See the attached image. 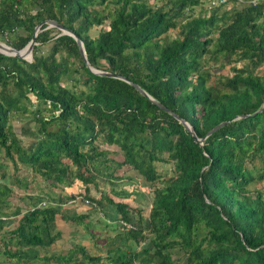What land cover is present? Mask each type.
Returning a JSON list of instances; mask_svg holds the SVG:
<instances>
[{"label": "trees", "instance_id": "obj_1", "mask_svg": "<svg viewBox=\"0 0 264 264\" xmlns=\"http://www.w3.org/2000/svg\"><path fill=\"white\" fill-rule=\"evenodd\" d=\"M201 1L0 0V42L19 51L52 20L81 41L88 65L137 85L203 138L195 142L130 84L92 74L70 36L42 25L30 61L0 53V169L9 161L14 174H0V217L14 187L29 191L19 166L41 179L25 197L34 204L16 208L0 236L4 263L177 264L178 254L183 264H264V186L256 187L264 183V0L226 10L228 0H209L207 16L188 15ZM211 62L231 75L205 69ZM13 115L34 123L28 149ZM123 167L149 184L146 217L118 200L130 195L114 188ZM98 180L108 194L96 197ZM74 181L79 190L64 192ZM76 198L94 211L110 206L105 256L79 245L39 256L61 239L58 222L89 229L86 214L67 211Z\"/></svg>", "mask_w": 264, "mask_h": 264}, {"label": "rangeland", "instance_id": "obj_2", "mask_svg": "<svg viewBox=\"0 0 264 264\" xmlns=\"http://www.w3.org/2000/svg\"><path fill=\"white\" fill-rule=\"evenodd\" d=\"M249 0H235L232 2V0H228L225 6L221 9H229V8H235V9H240L245 6V4ZM210 5L209 0H202L201 5H197L192 8L190 12H188V15L191 16H203V15H208V6ZM98 27H93L92 30L90 31V35H94L97 31ZM177 36V29L175 30H170L165 37L168 39H173L174 37ZM41 50H44V47L41 48ZM30 61L29 59H27ZM217 63L212 65V62L205 65V69L210 68L212 66L213 68L211 69L212 71L215 72L216 76L217 75H231L229 72L228 66H224L223 68L217 67ZM236 66L240 67L241 63H236ZM12 127L14 130L17 132V135L19 136V140L21 141L22 147L25 149H28L34 142L35 140V131H34V123L31 121L29 116H19V115H13L10 117ZM109 158H115L113 156V152H110ZM6 165V168L0 169V173H4L7 177L14 176L12 174V165L9 161H4L3 162ZM155 170L158 174L161 176H170L171 175V167L170 165H165V164H158L155 163ZM73 172V170H72ZM17 176L23 177L28 185H29V191L25 192L27 194L32 192V189H34L37 185L36 183H40L41 180L38 176H35L30 172V170L25 167V166H19ZM115 177L116 178H121L120 182H115L114 183V188L117 189H122L130 195L127 197H120L118 198L119 201L126 202L129 206L128 212L132 215H136L137 211L139 210L141 212L142 217H146L151 198H152V192L149 187V184L144 181L142 177H140L134 170H130L128 167H123L121 170L115 172ZM97 187L96 189V197L99 196V194L103 195L108 194L107 192L109 191V185L107 184H102L99 180L97 181ZM260 186H264V183L257 184L256 187L259 188ZM80 184L79 182L74 181L72 185L67 188H64V192H72L76 193L79 190ZM157 188L161 187L160 183L156 184ZM18 190V189H17ZM14 189L13 196L16 198L13 199H8L10 201L11 207H14V205H17L19 201L18 194L21 193V191H17ZM20 197V195H19ZM46 204V203H44ZM110 206L107 207L103 214V212L99 211H94L89 204H85L84 202H81L79 198H76L72 205L69 204L67 211L68 212H74L77 214H86L87 218L90 222V227L86 231L85 230V225L86 224H80V225H71V224H63L62 222L57 223L56 229L61 233L62 237L57 243H55L51 248L46 249L44 252L41 251L39 253V256L45 254L46 256H57L60 255L62 257L66 256L68 250L72 247V245H79L82 246L85 251L91 255V256H105V250H106V245L104 244L106 241L105 239L109 236H112L113 233L110 232L109 230V223H111L107 217V215H111V212L109 211ZM22 210H25L24 208ZM11 212V209L8 210V212L5 214L4 219H1V225H0V231L3 230V232H6L8 229H10V225H7L8 223H5L7 220L10 218L7 217L9 216ZM104 215V217H103ZM6 220V221H4ZM10 222V221H9ZM117 227V226H116ZM120 228V227H119ZM122 229V228H121ZM71 233H76V235H72ZM73 236V237H72ZM76 257L79 258V253L75 254ZM180 258V261H177V264H183L182 257L181 255L178 254H173L172 258L173 260H176V258ZM3 258V257H2ZM2 258H0V264H13L11 262H5L2 261ZM33 264H42L40 262H35ZM47 264H55L54 262H50Z\"/></svg>", "mask_w": 264, "mask_h": 264}, {"label": "water", "instance_id": "obj_3", "mask_svg": "<svg viewBox=\"0 0 264 264\" xmlns=\"http://www.w3.org/2000/svg\"><path fill=\"white\" fill-rule=\"evenodd\" d=\"M42 25H47V27H53L58 29L61 34H65L70 36L74 42L77 45L80 57L85 65L86 68H88V70L95 75L98 76H103V77H108V78H115V79H119L121 81H124L128 84H130L139 94H141L143 97L147 98L151 103L155 104L160 110L166 112L167 114H169L170 116H172L173 118H175L178 122H180L182 124V126L185 128V130L190 134V136L193 138V140L195 142H197L198 144L201 145L203 138L202 139H198L196 138V136L194 135L191 127L189 126V124H187L185 121L179 119L176 115H174L171 111H169L168 109H166L164 106H162L161 104L155 102L150 96H148L143 90H141L137 85L127 81L126 79L120 77L119 75H114L112 73L109 72H105V71H99L96 70L95 68L91 67L90 65H88L86 58H85V53L83 50V46L81 41L69 30H67L66 28H64L62 25L52 21V20H45L43 22H40L35 28H34V34L32 35L30 41L27 43V45L19 50L16 51L14 49H12L11 47L7 46L6 44L0 42V53L6 56H15L18 57L19 59H31V51H32V47L34 45V37L36 32L38 31V29L42 26ZM28 61V60H27ZM260 111V110H259ZM258 111V112H259ZM244 116H239L238 118H242ZM237 118V117H236ZM226 122H222L219 123L218 125L214 126L211 130H209L207 132V134L205 136H208L209 134H211L212 132L218 130L220 127H222L223 125H225Z\"/></svg>", "mask_w": 264, "mask_h": 264}, {"label": "crops", "instance_id": "obj_4", "mask_svg": "<svg viewBox=\"0 0 264 264\" xmlns=\"http://www.w3.org/2000/svg\"><path fill=\"white\" fill-rule=\"evenodd\" d=\"M16 132V131H15ZM17 133V132H16ZM19 137V136H18ZM1 174V173H0ZM12 178L14 177V176H11ZM7 180L8 181H10V179H9V177L7 178ZM41 180V179H40ZM14 189H16L17 190V188L16 187H14L13 188V192H16V191H14ZM18 191V190H17ZM65 191V190H64ZM26 192H28V191H26ZM34 194L36 195V193H34V189L32 190V192L31 193H29V194H27V193H25V192H23V191H21V193H19L18 194V200L19 201H17L18 202V204L17 205H14V207H11V202L10 201H8V205H7V207H6V209H4L3 211H4V214H2V216L0 217V218H3L4 219V216H5V214L8 212V210L9 209H11V212H10V215L8 216L7 215V217H9L10 219L9 220H4V221H6L5 223H8L7 225H10L11 227H12V225H13V218H15V217H17V216H12V212H14V210L16 209V208H20L21 209V212H24V210H22L23 208L26 210L27 208H28V206H30V204H34V201L32 200V201H30V199H26L25 197L26 196H34ZM19 195H20V197H19ZM13 196V195H12ZM13 198H16L15 196H13ZM13 198H11V199H13ZM41 198V200L39 199L38 201L36 200L35 201V203L37 204V206H38V204L39 203H41V202H44L43 200H44V197L43 196H41L40 197ZM10 200V199H9ZM13 205V204H12ZM68 206L69 205H67V208H68ZM103 211V210H102ZM104 212V211H103ZM6 217V216H5ZM17 219V218H16ZM10 221V222H9ZM10 227V228H11ZM5 233L3 232V230H1L0 231V236L2 237L3 235H4ZM0 237V238H1Z\"/></svg>", "mask_w": 264, "mask_h": 264}, {"label": "built area", "instance_id": "obj_5", "mask_svg": "<svg viewBox=\"0 0 264 264\" xmlns=\"http://www.w3.org/2000/svg\"><path fill=\"white\" fill-rule=\"evenodd\" d=\"M216 2H217V4H221V3L223 4L224 3V0H217ZM43 205H44V203H41L37 207H42ZM0 219H3V218H0Z\"/></svg>", "mask_w": 264, "mask_h": 264}]
</instances>
